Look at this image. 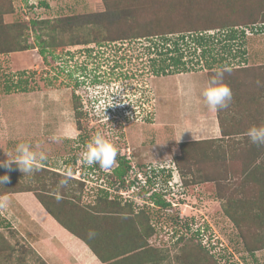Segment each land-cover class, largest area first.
Listing matches in <instances>:
<instances>
[{"label":"rangeland","instance_id":"obj_1","mask_svg":"<svg viewBox=\"0 0 264 264\" xmlns=\"http://www.w3.org/2000/svg\"><path fill=\"white\" fill-rule=\"evenodd\" d=\"M8 2L14 11L4 15L3 22L21 24L28 44L35 47L37 36L47 44L56 37L57 43L45 57L35 48L0 54V160L15 155L19 143H30L33 150L44 151L48 157L40 171L31 175L21 173L15 165L11 170L0 167V175L9 176L8 182L0 185V197L6 195L9 201L26 193L31 200H38L39 195L49 210L91 241L95 249L100 243L107 250L103 255L113 256L109 264H208L210 256L217 264H264V202L261 203L264 179L247 181L253 169L257 170L256 175L264 171V146L252 144L246 135L251 126L264 124V33L253 34L247 28L250 24L264 28V0ZM31 20L56 21L63 30L34 31L29 25ZM114 26L123 38L137 34L157 40L167 32H175L172 36L176 38L178 33L195 36L208 29L207 33L218 37L230 26L243 30L247 36L242 44L247 62H232L223 68L222 82L233 93L229 105L236 109H222L220 118L218 111L207 107L201 91L221 68H202L198 50L195 55L189 54L192 42L183 57V61L195 67L192 72L178 74L179 77H152L145 73L140 79L125 81L121 76L130 71L128 56L135 57L142 50L141 44L149 41L137 40L138 43L129 45L114 42L111 39L117 34L111 32ZM83 40L90 43H81ZM72 42L80 44L68 45ZM143 57L141 61L146 63L147 56ZM83 79L86 82L99 79L104 84L88 89V85H82ZM73 83L78 86L73 87ZM117 88H122V104L115 106L118 109L114 111L105 114L100 110L105 104L92 105L89 101L98 95L109 103ZM73 90L81 98L78 109L72 102ZM123 109L127 113H121ZM78 111L82 113L79 118ZM209 111L212 117L208 116ZM97 132L117 146L118 155L143 166L139 168L145 164L156 166L153 179L143 189L156 187L161 197L166 195L170 200L169 207L153 206L146 194L134 201V207L144 206L146 212L141 216L149 218L147 222L153 225V230L143 232L139 226L141 229L136 232L130 223L124 222L125 218L117 217L110 222L120 224V233L99 236L104 216L96 214L112 208L102 203L94 209L91 206L98 196L95 190H107L108 182L102 174H112L116 166L95 171L92 183L82 182V187L76 182L81 180L75 172L85 146ZM184 142L196 143L186 145L183 153L180 144ZM243 150L247 152L244 160L237 162L234 157L237 153L242 155ZM168 169L171 173L167 179ZM65 171H71L72 177L67 187L58 189ZM106 178L110 180L109 176ZM164 180L167 191L163 192ZM125 186L124 197H132L141 189ZM7 206L0 207V264H44L20 236L21 228L14 222L18 221L17 215L10 212L14 204ZM86 210L96 218L83 220L88 215ZM114 228L111 224L108 232ZM90 230L98 236L89 238ZM145 240L151 250L142 259L137 254L133 259L122 253L136 244L143 245ZM198 242L204 249H195ZM254 248L258 250L250 253Z\"/></svg>","mask_w":264,"mask_h":264},{"label":"trees","instance_id":"obj_2","mask_svg":"<svg viewBox=\"0 0 264 264\" xmlns=\"http://www.w3.org/2000/svg\"><path fill=\"white\" fill-rule=\"evenodd\" d=\"M7 0H0V54H5V53H15V52H21V51H26L29 49H38V53L41 56L45 57V54L50 53V51H53V49L56 46L57 40L54 37L53 40H50L47 44L46 41L41 40L39 36L36 37V41L38 42L37 45L31 46L28 44L26 39H24L23 34H22V25L21 24H7L3 22V16L7 14H12L13 13V6L11 5V2L6 3ZM45 6L47 4L44 3ZM62 21V20H61ZM49 20H31L29 22V25L31 26L32 30H48L55 32L57 29L63 30L60 25L57 26L56 21L55 23H52ZM255 24H250L247 26V28L251 31L255 32L259 29V27H255ZM27 26L24 27V29ZM66 27V26H63ZM255 27V28H254ZM73 28V27H71ZM69 28V30L71 29ZM240 28L238 27H228L226 31L223 33H220L218 37H215L214 35H210L209 32L207 31L210 30H202V32H198L195 34V36H192L191 34H176L175 37L173 38V33L167 32V34H162L159 35L158 40L153 39L152 36H138L137 34H129L125 35L126 37L123 38V35H119L120 33H117L119 30L116 26L112 28V34H115L111 39L112 41H120V43L124 44L127 43L129 44H134L135 42L138 43L137 40H144V42H147L148 44H141V52H137L136 56H128L127 58V64L131 65L130 71H127L125 75H122L121 78L125 79V81L129 80H134V79H140L144 77L145 73H150L152 77H164V76H172V75H178V74H185L192 72L195 67L189 66L185 61H183V57H185L186 50L190 47L188 46V43L192 42L193 43V50L192 54L189 51L190 55H195V50H198V58L202 61V68L212 70L216 68H221L223 69L225 67H229L227 65L232 64V62H246L247 59H245V51L244 48L242 47L243 40H244V31L243 30H238ZM254 29V30H253ZM72 31V29L70 30ZM254 33V32H253ZM157 37V36H155ZM23 38V40H22ZM150 39H152L150 41ZM99 42V40H96V42ZM92 42V41H91ZM97 42V43H98ZM81 43H90L88 40H83ZM80 44L79 42H72L71 44L68 45H76ZM143 45V46H142ZM218 45V46H217ZM66 46V45H65ZM187 51V52H188ZM143 56H147V62L145 63L144 61H141L142 58H145ZM191 63V62H190ZM126 64V65H127ZM197 64V63H196ZM128 70V69H127ZM101 80L97 79H91L89 82H86V79H83L81 81L82 85H88V89L90 88H96L99 85H102L104 83L100 82ZM78 86V83H73V87ZM74 89V88H73ZM72 102H75V106L77 109L80 107L79 100H81L80 96L75 94V90L72 91ZM230 107L231 110H235L236 107L229 105L228 108ZM238 110H241L239 107H237ZM116 110V109H114ZM222 110L218 111L220 114V118H222ZM77 117H81L82 113L81 112H76ZM149 121V120H148ZM82 129V128H80ZM190 143H196V142H184L181 143V150L184 153V150L186 149V145ZM238 144V143H237ZM246 151H242V155H235L234 158H237V162H241L244 160ZM177 157V156H176ZM180 157V156H178ZM233 157V156H232ZM117 161L118 163L115 165L116 167L113 168L112 174H108L110 177V183L109 185H112L113 188L109 190V188L103 189H96L95 192L98 196L96 197V202L91 206V209H94L99 203L104 204L106 207H111L112 209H107L105 208L104 210L101 209L103 213L106 214H111L113 215V221L114 219H117L116 215L119 217H123L124 222L130 223V226L134 228V230L141 229L139 226L143 227V232H145L147 229L153 230V225L149 224L147 220L149 219L148 217L141 216V214H144L146 211H144V206L140 207H134V201L137 196L140 195H147V197L151 202H153V206H156L158 208L162 209H167L169 207V203H167L164 199H162L161 194L157 192H152L149 193V190H144L141 188L139 192H137L135 195L127 196L124 197V195H120L117 193L118 189L120 188H125V175H127L128 170H129V161L126 159V157H121L117 155ZM176 162H179V158H175ZM174 160V161H175ZM234 162V161H233ZM233 162H231V165H235ZM236 162V163H237ZM264 163V162H263ZM263 163L261 164L262 166H259V169L261 170L263 168ZM100 169L99 165H96ZM143 167V166H141ZM256 169H253L250 174L247 177V181H255L257 178V181L260 179H264V171H261L258 175H256ZM163 172V171H162ZM53 175H56V172H52ZM154 173V172H153ZM61 175V174H59ZM58 176V174H57ZM64 177V175H61ZM183 177V174L181 172V175ZM65 178V177H64ZM153 178H149V181L151 182ZM76 181V180H75ZM81 187L84 186V184L80 181H76ZM119 183V185H117ZM29 191V190H28ZM27 191V192H28ZM110 191V192H109ZM113 193V194H112ZM119 195L122 197L120 198ZM264 195L262 196V198ZM37 199L40 201V203L43 205L45 210L58 222L60 223L63 227L71 231L72 233H76L72 227L69 228V225L62 222L58 218L57 215H55L49 208L46 206V204L42 201V198L37 196ZM55 199V198H54ZM125 199V200H122ZM55 201H57L55 199ZM53 201V202H55ZM52 202V205L54 204ZM264 202V198L261 199V203ZM126 209H125V208ZM87 211V210H86ZM124 211V212H122ZM85 213V212H84ZM88 215H86V218L83 217V220L92 218L94 213L86 212ZM124 213V214H122ZM110 216H108L109 218ZM131 220V221H130ZM235 221V220H234ZM236 222V221H235ZM149 224V225H148ZM189 229V228H188ZM100 231V230H99ZM137 232V231H136ZM99 233V232H98ZM198 235V231H195L194 236ZM98 236V235H96ZM84 241L88 244L90 249H92L93 253L103 262L106 264H109L110 261H112V257H103L100 255L98 251H96L93 248V244L91 241L88 239H84ZM146 243V240L143 245H135L133 248L129 249H123L122 253L124 255L128 254L131 258L137 254V256H147L149 254V251L151 250ZM199 243V242H198ZM195 244L194 247L196 248H202V246L199 244ZM262 244V241H260ZM264 243V241H263ZM250 250V249H249ZM248 250V252H249ZM258 250V248H254V250H250V253L253 254ZM136 257V256H135ZM209 257L208 264H217L215 261H212Z\"/></svg>","mask_w":264,"mask_h":264},{"label":"clouds","instance_id":"obj_3","mask_svg":"<svg viewBox=\"0 0 264 264\" xmlns=\"http://www.w3.org/2000/svg\"><path fill=\"white\" fill-rule=\"evenodd\" d=\"M223 75H224L223 69L217 70L216 73L210 77L207 86L204 87L201 92L204 102L206 103L207 107L212 111H220L222 109L228 108L229 104L233 99V93L231 88L227 84L222 82ZM260 84L261 82L257 80V85ZM121 90L122 88H117L114 90L113 94L109 98V103H106L104 96L100 97L98 95L92 96L90 98L91 100L89 101L92 103V105L98 104L99 106H101L102 103L105 104L104 106L101 107L102 109L100 110H102L106 114L107 112L111 111L112 107L118 109V107L115 106L122 104L121 100L123 93ZM114 97H119V99H115ZM123 111L124 109L121 110V113ZM246 135L252 144L258 146H264V124H261L259 126L257 125L251 126L247 130ZM54 139L59 140L58 137ZM15 153L16 154L13 156H6V159L0 160V167L11 170L12 166L15 165L21 173L31 175L35 172L40 171L41 165L48 158L44 151L33 150V147L30 143H19L15 148ZM117 155H118L117 146L113 142H111L108 138H106L104 134H102L101 132H97L91 137L89 143L85 146V150L82 152L80 157V162L84 166L99 165L100 168L104 170H111L113 166L118 163L116 159ZM121 157H124V155L121 154ZM96 170H98L99 173L101 169L96 168ZM161 171H163L164 173L166 172L164 168H161ZM167 171H168L167 174V179H168L170 178L171 170L168 169ZM64 177H65L64 179L59 181V184L57 185L58 189L65 188L68 186L69 180L72 177L71 171H65ZM8 180H9V176L7 174L0 175V185L5 184L6 182H8ZM166 183L167 180H164L163 183L164 190L162 191H167ZM174 183L178 185L177 184L178 182H174ZM181 195H183L182 192ZM57 198H59V196ZM7 204H8L7 196L0 197V207H6ZM95 235L96 232L94 230H90L88 233L89 238H92Z\"/></svg>","mask_w":264,"mask_h":264},{"label":"crops","instance_id":"obj_4","mask_svg":"<svg viewBox=\"0 0 264 264\" xmlns=\"http://www.w3.org/2000/svg\"><path fill=\"white\" fill-rule=\"evenodd\" d=\"M253 32L254 33L262 32L261 34L263 35L264 28L260 27L256 32L251 31V33ZM245 37L247 38L246 34L244 33V38ZM245 59H248L246 52H245ZM180 75L176 77H179ZM249 98H250V92H249ZM207 114H209L208 115L209 117H212L213 115L211 111H209V113ZM207 114H205L204 116L207 117L206 116ZM19 197L22 199V201L25 199L28 200L22 202ZM13 199H16L17 201H21V203L14 202ZM8 202H9V206L10 204H14V207L13 209H10V212L14 211V213L17 215L15 218L18 219V221H15L14 219L13 220L16 224V227L18 229L20 228L22 229V230L20 229L21 231L20 236L25 241H27V243L30 245L31 248L34 249V252L38 255L42 263L44 264H106L103 263L93 253L92 249H90L88 244L84 241V239L86 240V238L83 237V235L72 233L71 231L60 225L50 214H48V212L42 207V205L38 202V200H36V198H33L31 200L29 195H26L25 193L24 195L14 196L13 198H10ZM9 206L7 207L9 208ZM99 213L98 214L95 213L96 216H100V215L104 216V222L100 224V228L103 227L104 228L103 230H101L102 232L98 230L100 237L104 236L107 233L108 234L112 233L111 235L120 233L119 231L121 230L120 224L119 223L113 224L112 222H110L113 221V217H112L113 215L106 214L103 212H99ZM108 216L110 217L108 218ZM116 217L119 216L116 215ZM115 220L117 219H114V221ZM111 224L115 227L114 231L108 232L109 228L111 227ZM97 247L98 250L95 249V247L93 248L96 251H98L101 254V256L107 257L103 255V253L107 252V250L103 248L100 245V243L99 245H97ZM132 258L135 259V257Z\"/></svg>","mask_w":264,"mask_h":264},{"label":"built area","instance_id":"obj_5","mask_svg":"<svg viewBox=\"0 0 264 264\" xmlns=\"http://www.w3.org/2000/svg\"><path fill=\"white\" fill-rule=\"evenodd\" d=\"M114 109L115 108L112 107L111 108V111H114ZM124 113H127V111L124 110ZM126 159L128 161L130 160L129 157H126ZM78 163H79V165L75 169V172L77 174V177L76 178H78L79 180H81V182H87L88 181V182L92 183L91 178L93 179L95 177L94 176V173H95V171L96 172L98 171V170H96V168H98V167H96V165H93V166H84V165L81 164L80 158L78 159ZM135 164L136 163L130 161L128 173H127V175H125V184L130 189L131 188H135V189H138V188L139 189L140 188H146L147 185L149 184V182H148L149 181V178H151L152 175L154 174L153 173L154 172L153 169H155L156 166H153V164H145L144 168H139L141 166H139V164H136V165ZM100 169H102V168H100ZM127 176H129V179H128ZM103 177H105L104 179H106L107 182H108L107 189L109 188V190H111V186L112 185H109L110 180L108 178H106V177H108V173L107 174H103ZM103 180H102V182H103ZM117 185H119V183ZM178 185H181V184H178ZM154 186H158V184H155ZM171 187H172V185H171ZM156 191H157V189H156V187H154V188H152V189L149 190L148 194L149 193H152V192H156ZM117 193H119L120 195H126L127 192L123 191V188H120V189H118ZM163 199H165L166 202H169L170 203V200L166 199V195L165 196L163 195Z\"/></svg>","mask_w":264,"mask_h":264},{"label":"flooded vegetation","instance_id":"obj_6","mask_svg":"<svg viewBox=\"0 0 264 264\" xmlns=\"http://www.w3.org/2000/svg\"><path fill=\"white\" fill-rule=\"evenodd\" d=\"M119 156H121V155H119Z\"/></svg>","mask_w":264,"mask_h":264}]
</instances>
